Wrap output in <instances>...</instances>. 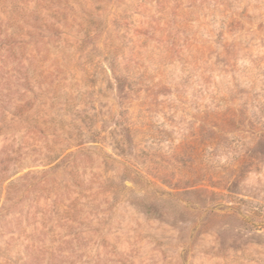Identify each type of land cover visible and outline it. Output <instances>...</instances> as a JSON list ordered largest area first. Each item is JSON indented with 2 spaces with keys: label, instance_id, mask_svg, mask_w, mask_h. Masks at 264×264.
Segmentation results:
<instances>
[{
  "label": "rangeland",
  "instance_id": "rangeland-1",
  "mask_svg": "<svg viewBox=\"0 0 264 264\" xmlns=\"http://www.w3.org/2000/svg\"><path fill=\"white\" fill-rule=\"evenodd\" d=\"M0 264H264V0H0Z\"/></svg>",
  "mask_w": 264,
  "mask_h": 264
}]
</instances>
